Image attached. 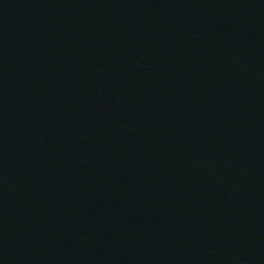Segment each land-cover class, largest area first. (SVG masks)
<instances>
[{"label":"water","instance_id":"95a60500","mask_svg":"<svg viewBox=\"0 0 264 264\" xmlns=\"http://www.w3.org/2000/svg\"><path fill=\"white\" fill-rule=\"evenodd\" d=\"M0 264H264V0H0Z\"/></svg>","mask_w":264,"mask_h":264}]
</instances>
